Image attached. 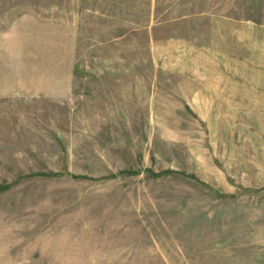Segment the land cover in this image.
<instances>
[{
    "label": "rangeland",
    "instance_id": "1",
    "mask_svg": "<svg viewBox=\"0 0 264 264\" xmlns=\"http://www.w3.org/2000/svg\"><path fill=\"white\" fill-rule=\"evenodd\" d=\"M0 264H264V0H0Z\"/></svg>",
    "mask_w": 264,
    "mask_h": 264
}]
</instances>
